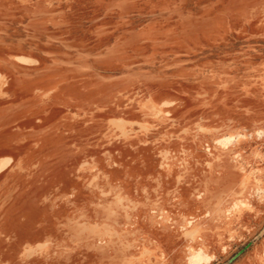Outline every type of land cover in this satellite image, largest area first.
Returning <instances> with one entry per match:
<instances>
[{
  "label": "rangeland",
  "instance_id": "1",
  "mask_svg": "<svg viewBox=\"0 0 264 264\" xmlns=\"http://www.w3.org/2000/svg\"><path fill=\"white\" fill-rule=\"evenodd\" d=\"M0 264H264V0H0Z\"/></svg>",
  "mask_w": 264,
  "mask_h": 264
}]
</instances>
